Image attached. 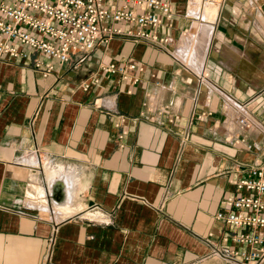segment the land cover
<instances>
[{"label":"crops","instance_id":"0c3cea01","mask_svg":"<svg viewBox=\"0 0 264 264\" xmlns=\"http://www.w3.org/2000/svg\"><path fill=\"white\" fill-rule=\"evenodd\" d=\"M165 1L163 48L113 39L46 77L37 53L0 56V264H232L214 251L242 249L214 215L264 162V0H199L201 17ZM107 63L141 68L136 84ZM231 103L259 128L231 123Z\"/></svg>","mask_w":264,"mask_h":264},{"label":"built area","instance_id":"2783aa9c","mask_svg":"<svg viewBox=\"0 0 264 264\" xmlns=\"http://www.w3.org/2000/svg\"><path fill=\"white\" fill-rule=\"evenodd\" d=\"M172 17L165 0H0V56L25 57L23 49L37 53L46 62L35 58L34 70L46 77L53 70L52 60L64 64L76 58L78 64L97 45L106 46L113 39L163 48L173 42L166 35L174 27ZM98 69L127 84H136L139 75L135 72L142 70L133 63L100 64ZM97 83L94 76L82 89L87 91ZM225 109L238 128H259L242 104L231 103ZM233 186L236 195L223 199L214 217L242 249L214 253L232 264H260L264 261V162L252 164Z\"/></svg>","mask_w":264,"mask_h":264},{"label":"bare ground","instance_id":"6f19581e","mask_svg":"<svg viewBox=\"0 0 264 264\" xmlns=\"http://www.w3.org/2000/svg\"><path fill=\"white\" fill-rule=\"evenodd\" d=\"M218 1V0H217ZM195 3H194V5H193V9H195V11L197 10V7L199 6V10H198V12L197 13H199L200 15H199V17H201V9H200V7H201V5H202V7H206L207 5H209V7H214V5H215V3H214V0H212V1H205L204 0V2H203V4L201 3V5H200V1L199 0H195L194 1ZM196 13V12H195ZM196 17V16H195ZM205 31V30H204ZM196 35V34H195ZM210 35V34H209ZM194 36V35H193ZM201 37H203L204 39V43L205 44H200L199 46H196L195 47V49L193 50V51H195V52H198V53H200V56H201V58L204 56V54H205V50H206V47H207V40H209L207 37H206V34H202V36ZM206 39V40H205ZM189 41V40H188ZM184 42V41H183ZM192 43H193V41H192ZM202 43V42H201ZM188 44V43H187ZM189 47V46H188ZM185 48V47H184ZM186 49V48H185ZM182 52V51H181ZM203 59V58H202ZM188 62V61H187ZM190 62V61H189ZM187 64V63H186ZM227 104V103H226Z\"/></svg>","mask_w":264,"mask_h":264},{"label":"water","instance_id":"95a60500","mask_svg":"<svg viewBox=\"0 0 264 264\" xmlns=\"http://www.w3.org/2000/svg\"><path fill=\"white\" fill-rule=\"evenodd\" d=\"M52 192H53V196H54L53 198H55L57 200L58 199L57 193L59 192V187L55 186Z\"/></svg>","mask_w":264,"mask_h":264},{"label":"rangeland","instance_id":"374dc122","mask_svg":"<svg viewBox=\"0 0 264 264\" xmlns=\"http://www.w3.org/2000/svg\"><path fill=\"white\" fill-rule=\"evenodd\" d=\"M205 1L207 2L208 0H205ZM209 1H212V0H209ZM215 1H217V0H215ZM218 1H220V0H218ZM192 32H193V31H192ZM186 36H188V34H187ZM192 49H193V50L195 49L194 46L191 47V50H192ZM191 50H190V51H191ZM193 50L191 51L192 53H193Z\"/></svg>","mask_w":264,"mask_h":264}]
</instances>
